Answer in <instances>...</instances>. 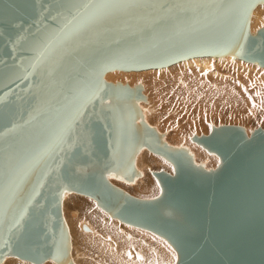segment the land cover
I'll return each mask as SVG.
<instances>
[{"label": "water", "instance_id": "water-1", "mask_svg": "<svg viewBox=\"0 0 264 264\" xmlns=\"http://www.w3.org/2000/svg\"><path fill=\"white\" fill-rule=\"evenodd\" d=\"M144 2L132 18L119 0H0V258L69 263L68 190L164 237L174 264H264V129L247 136L220 125L194 136L220 158L207 171L154 128L142 136L116 117L125 104L99 106L109 97L145 100L140 84L106 81L109 70L228 52L264 66V26L249 32L250 11L264 0ZM142 138L174 168L154 173L162 187L154 199L128 195L101 172L132 174Z\"/></svg>", "mask_w": 264, "mask_h": 264}, {"label": "bare ground", "instance_id": "bare-ground-1", "mask_svg": "<svg viewBox=\"0 0 264 264\" xmlns=\"http://www.w3.org/2000/svg\"><path fill=\"white\" fill-rule=\"evenodd\" d=\"M119 1L122 3L123 7H125L132 14V18H134L143 9L144 4H145L144 0H119ZM194 7H196V5H194ZM263 26H264V2H260V3H257L250 11L249 32L251 34H254L259 28ZM101 28L104 29L103 26H101ZM97 31L99 33L100 29L97 28ZM105 34H106L105 32L102 33L103 36H106ZM77 41L79 43L82 42L81 40H77ZM79 61L80 59H73L72 63L77 65ZM167 74L174 76L172 81L170 80L171 86H172V87L170 86L171 87L170 91H169V88L164 87L162 85L161 83L162 80H160V82H158L157 80L159 76L163 75L161 76L163 78ZM236 75L238 76L237 80L241 85V89L246 93V96L243 97L244 99H246L247 96H249L252 92L253 94L256 95V97L258 96L257 94L258 92L256 91L254 92L255 87L256 88L260 87L261 90L263 91L262 93L264 94V66L258 64L256 61L243 60L239 58L237 55H235L233 52H228L223 55H199L195 57H189V58L182 59L174 63H171L169 65L158 67V68H147V69H141V70L114 69V70L106 71L103 75V78L106 81L112 82V83H121L123 85H128L130 83L128 85L130 87L132 86L134 87L137 84L136 81L138 80H141V79L144 80L147 78L148 81L150 82L149 80L150 78L148 77H155L153 79L156 80L157 82L156 81L154 82L153 80L154 83L152 82V84L154 85V87L153 88L151 87V88L154 89V91L157 90L156 95H159V99L157 100V104H156L155 102L156 99L153 100L154 99L153 98L149 100L142 93V95L145 97V100L142 101V105L139 104L140 103L139 101L136 102V101L127 100V99L118 101L113 97H109V99H106L99 106L108 107L110 106L111 103L115 104L119 102H121L123 105L125 104L123 108H119V106L115 108L113 111L114 115L120 118L121 121H124L122 117L128 118V124L131 126V128L138 130L136 132L138 134L141 133V135L143 136L141 129H143L144 126L154 128V130H156L157 132L156 127L151 126V124L149 125V122L154 119L156 121L159 120L158 117H156V113L158 111V107H157L158 104H161L162 107L166 106V108L164 109L165 111L164 117H172L170 114L173 115L177 112L171 106L170 108H172L173 110L171 111L169 110L168 103L166 102L167 101L166 96L170 99L173 98L174 100V102H172L174 103L173 106H176L174 97H176L177 91L178 90L184 91L186 89H189L188 93L192 94L194 91L195 81L197 83L200 82L204 89V92L197 99L192 100V97L189 99L188 103L192 102V107H193V108H189V111H192L193 109V111H204L205 112L207 111V106L209 102V98L207 97L209 88L211 87V91L218 90L220 88L221 90L220 92L224 96L226 97L228 96L229 99L231 100L232 91H230L231 88H230L229 82H231L232 80L235 81L233 79V76L236 77ZM240 76H242L243 78H240ZM207 78H208V81L210 80L209 78H212V80L207 83H204V81H207ZM214 81L223 82L222 86L219 87V84ZM147 82H144V83L147 84ZM148 84L147 86L144 84L145 87L150 86ZM140 85L142 86V92H143L144 85L143 84H140ZM252 87H254L253 91L249 89ZM165 88H167V91H165L166 90ZM149 91H151V89ZM154 91L152 93H154ZM164 92L168 93V95L165 94ZM134 104L138 106V108H135L136 115H133V111L130 108V106L132 105L134 106ZM238 105L240 106L241 104L235 103V106H234L235 108L234 110L231 111V116L241 113V111L237 110L239 109ZM153 115L155 117H153ZM129 118L131 120H129ZM177 119L178 117L176 116L173 122L176 123ZM179 127H180L179 124H173V126H171V130L173 131L172 133L177 132L175 134L177 135L176 136L177 138H175L174 140L171 139L174 141L173 146H175V144L178 145L179 143L178 140H179L180 131L182 133V129L180 130ZM165 134L168 135L167 132L165 133V130H164V135ZM142 143H144L143 138L140 141L141 146L139 145L135 149L134 154H133V170H134L133 173L126 175V174L119 172L118 176L121 178L123 177L127 181L129 180V182L133 186L136 187L135 190L138 189L137 192L141 190V192L143 191L142 193L145 192V194L146 193L148 194L149 192H152V191L147 187L145 180H142V176H143L142 171H139V169L141 167L146 166V163H147L146 162L147 160L146 159L144 160L143 159L144 157H142L143 153L141 154L142 152L141 150L146 148V146L142 145ZM180 144L184 147V143L182 142V140ZM178 148H180V145H178ZM189 157H191V155ZM204 161H207V160H204ZM148 169L149 168H147V170ZM103 171L107 174V176H109V178L111 177L113 179L114 177H116L115 174L117 173V171L115 172H110L113 170H103ZM133 175L134 176L138 175L136 176V180L135 178H133ZM137 177L138 179L140 178V180H137ZM95 209H94V206L91 207V210L88 211L86 214H83L81 217H79L80 214L77 212L79 210L77 211L75 210L74 212H72L73 214V217L71 218L72 221H74L75 219L78 220V218H80L81 221L79 222L76 221L77 224L74 227L75 231L73 230L74 232L71 237H69V230L72 229L71 227L73 225L68 222L71 225L68 226V228L70 229H66L68 231L67 233L68 234L67 236L68 246L67 247H69L70 252H72V257H70V252L68 250L69 263H66V264H168L174 258L170 250H166L164 245H159L158 247L157 243L155 244L151 240H149V239H153L152 236L149 237L144 232L143 234L138 233V231H136V233H133V231H131V230H134L133 228L126 226V225H122V224L119 225L118 222H116L112 218H109V219L106 218L105 217L106 215L105 216L102 215L99 218V220H97L96 216L98 214L96 213ZM172 216L177 217V215L175 214H173ZM86 219H88V221H86ZM135 239L136 241H141V242H134ZM18 257L19 256H17L15 261H18L20 263L28 262L29 264L35 263V262L31 263L33 261L30 262V260L28 259L24 260V258H21V257L18 258ZM13 259L14 257L12 256V254L6 252L1 256L0 263L12 264ZM35 264H54V262L50 261L49 259V260H44L41 263H35Z\"/></svg>", "mask_w": 264, "mask_h": 264}, {"label": "rangeland", "instance_id": "rangeland-1", "mask_svg": "<svg viewBox=\"0 0 264 264\" xmlns=\"http://www.w3.org/2000/svg\"><path fill=\"white\" fill-rule=\"evenodd\" d=\"M161 76H163V75H161ZM161 76H159L160 78L159 77L157 78L158 82H160V80H162V81L164 80L163 81L164 83L161 81L162 85L164 87L169 88V91H170V88L172 87L171 81H172L174 76L168 75V74L166 76H164L163 78ZM148 78H150L149 79L150 82L148 81L147 78L144 80L141 79L142 81L138 80L136 82H137V84H143V85L145 84L146 86L149 83L148 84V85H150V86H148L149 89H148V87H145V85H144L143 90L145 92L143 91L142 93L149 100L153 99V98H154L153 100L156 99L155 102L157 104V100L159 99V95H156L157 90L154 91V89H152L154 87L152 82L154 80L153 78H155V77H148ZM240 78H243V77L240 76ZM209 79H210L209 81L212 80V78H209ZM233 79L235 81L232 80L231 82H229L231 90L228 88L230 91H232V94H231L232 99L231 100L229 99L228 96L226 97L220 92L221 91L220 88L218 90H214V91L212 90L211 91V87H210L209 91L207 93V97L209 98L208 106L205 105V106H207V111H205V112L204 111H193V109H192V111H189V108H193L192 102L188 103L189 99L191 97H192V100L197 99L204 92V89H203L201 83L200 82L197 83L195 81L194 91L192 94L188 93L189 89H186L184 91H182V90L177 91L176 97H174L175 102H176V106H173L174 105V103H172V102H174L173 98L170 99L166 96V98H167L166 102L168 103L169 110L171 111V110L175 109L177 111L173 115L170 114L172 117H164V114H165L164 109L166 108V106L164 105L165 107H162L161 104H158L157 105L158 111L156 113V117H158L159 120L156 121L154 119V120L149 122V125L151 124V126L156 127L157 133L159 135L161 134V136H160L161 141L165 142L166 145H170L171 147L177 148V149L181 148L182 150H184V152L187 153L188 156L191 155V157H189V159L192 161V163L195 166H197L201 169L203 168L204 170H207V171L214 170L215 168H217L219 166L220 158L214 152L209 151L202 144L195 142L193 140L194 136L200 137L201 135H207V134H209L212 127H218L220 125H235V126H241L243 128L245 127L244 129H245V133L247 136H249L258 127L264 129V94L262 93L263 91L261 90L260 87L249 88L252 91L254 88V92L255 91L258 92L257 93L258 96L256 97V95L253 94V92H252L249 96H247L246 99H244L243 97L246 96V93L241 89V85L237 80L238 76L237 75H236V77L233 76ZM155 81L156 80H154V82ZM209 81L207 78V81H204V83H207ZM136 82H134V83H136ZM144 82H147V84ZM214 82H217L219 84V87H221L222 83H223L221 81H214ZM192 84H193V82H192ZM167 88H165L166 89L165 91H167ZM150 89H151V91H149ZM153 91H154V93H152ZM165 94L168 95V93H165ZM161 97H162V95H161ZM139 102H140L139 104L142 105V101H139ZM169 103L170 104L172 103V104L170 105ZM235 103L241 104L240 106L238 105L239 109H237L238 111H241V113L231 116V111L234 110ZM111 104H114V103H111ZM170 106L173 107V109L170 108ZM193 106H194V104H193ZM176 116L178 117V119H177L176 123H174L173 120ZM153 117H155V116L153 115ZM170 119H171V121H170ZM161 124H163V125H161ZM173 124H179L180 130L182 129V133L180 131L179 140H178L179 141L178 145H180V148H178V145H176V144H175V146H173L174 145L173 140L175 138H177L176 137L177 135H175L177 132L174 131L175 133H172L173 131L171 130V126H173ZM164 130H165V133L167 132L168 135H166V134L164 135ZM182 134H183V136H182ZM171 139H173V140H171ZM181 140L184 143V147L180 144ZM145 149L141 150L142 151L141 154L143 153V155H142V157H144L143 159L144 160L146 159L147 160L146 162L149 164L146 163V166L141 167L139 169V171H142V173H143L142 180H145L147 187L152 192H149L148 194L147 193L145 194V192L142 193L143 191L141 192V190H139V192H137L138 189L135 190L136 187L133 186L129 182V180L127 181L123 177H122L123 178L122 179L121 177L118 176L119 172H117L115 174L116 177H114L113 179L111 177H110L111 178L110 179L109 176H107V174L103 170H101V172L104 173V177L107 179L108 182H110L116 188L124 191L128 195L133 196L137 199H154V198L158 197L162 191L161 183L154 176V173L159 172V171H166L170 174H173L174 168H173L172 164L162 155L149 150L147 147ZM141 160H142V158H141ZM204 160H207V161H204ZM147 168H149L148 169L149 171L147 170ZM92 169H94L93 166H88V167L84 168L83 170L87 171V170H92ZM110 172H115V171H110ZM136 176H138V175H135V176L133 175V178H135V180H136ZM137 180H140V178L138 179V177H137ZM93 206H94V209L96 208L95 210H96V213L98 214L96 216L97 220H99V218L102 215H104V216L106 215L105 216L106 218H108V219L112 218L113 220L118 222L119 225L122 224V225H126V226L133 228L134 230H131V231H133V233H136V231H138V233H140V234H143V232H144L149 237L152 236L153 239H149V240H151L155 244L157 243L159 245H164L166 250H170L172 252L174 258L171 260L172 262L170 261L168 264L175 263L176 252L173 249V247L170 245V243L164 237H162L156 233H153L147 229H144L141 227H136V226L126 224V223L120 221L116 217L111 216V214L107 210L102 208L95 199L91 198L88 195L80 194V193H76V192H72V191H68V190H63L62 194H61L62 218H63V221L65 223L66 229H70V228H68V226L71 224L73 225L72 227L70 226L72 229L69 230V237H71L73 235V232L75 231L74 227L76 226L77 222L81 221L80 218H78V220L75 219L74 221H72V219H71L73 217L72 212H74L75 210L76 211L79 210L81 213L79 211H77V212L80 214L79 217H81L83 214H86L88 211H90L91 207H93ZM171 213H172V211L166 212L167 215H173ZM88 219H90V218H88ZM88 219H86V221H88ZM68 222L71 224H69ZM73 222H74V224H73ZM139 229H140V231H139ZM67 233H68V231H67ZM67 236H68V234H67ZM68 250H69V247H68ZM69 252H70V250H69ZM10 254H12V253H10ZM12 256L14 257L12 264H29L28 262L27 263H20L18 261H15L17 256L13 255V254H12ZM70 257H72V252H70ZM18 258H20V257H18ZM24 260H26V259H24ZM45 260H49V259H45ZM43 261H41V262H43ZM50 261L54 262V264H57L52 259H50ZM31 263H34V262H31ZM0 264H2V263H0Z\"/></svg>", "mask_w": 264, "mask_h": 264}, {"label": "crops", "instance_id": "crops-1", "mask_svg": "<svg viewBox=\"0 0 264 264\" xmlns=\"http://www.w3.org/2000/svg\"><path fill=\"white\" fill-rule=\"evenodd\" d=\"M134 242H141V241H136V239H135V241ZM158 245V247H159V244H157Z\"/></svg>", "mask_w": 264, "mask_h": 264}]
</instances>
